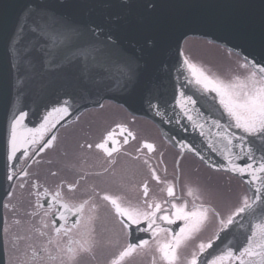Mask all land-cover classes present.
I'll return each instance as SVG.
<instances>
[{"label": "water", "instance_id": "obj_1", "mask_svg": "<svg viewBox=\"0 0 264 264\" xmlns=\"http://www.w3.org/2000/svg\"><path fill=\"white\" fill-rule=\"evenodd\" d=\"M37 4L51 11L34 32L37 17L29 12ZM187 38L205 39L243 61L264 63V0H0V264L8 144L12 122L21 112L27 113L24 135L39 138L42 117L65 100L75 110L114 101L152 121L174 149L237 177L253 195L258 180L250 185L248 176L224 170L229 166L221 134H245L229 126L218 99L192 79L182 53ZM245 139L251 141L256 159L250 163L256 165L262 142ZM233 153L239 154V147ZM233 160L243 163L236 155ZM249 223L247 217L237 218L206 253L241 247L247 234L241 231Z\"/></svg>", "mask_w": 264, "mask_h": 264}, {"label": "flooded vegetation", "instance_id": "obj_2", "mask_svg": "<svg viewBox=\"0 0 264 264\" xmlns=\"http://www.w3.org/2000/svg\"><path fill=\"white\" fill-rule=\"evenodd\" d=\"M211 94L218 99L215 93ZM85 105L79 103V106ZM64 106L63 104L58 108ZM67 107L68 112L65 114L53 110L49 112L51 115L47 116L48 125H45L37 144L29 146L27 157L22 155L24 149L21 148L16 153L17 158L7 162L9 186L2 204L1 231L4 264H39L41 256L48 260L47 253H38L37 257H32V251L41 247L52 251L53 256L56 255L52 245L47 243L48 237H40L36 230L42 228V223H48L51 228L52 214L56 212V205L51 197L58 189L62 192L63 200L69 203L78 204L90 196L93 197L85 208V217L91 218L89 227L95 229L97 244L92 254L81 258L80 264H111L114 254L129 240H151L150 232H138L133 229L130 235L122 233L119 218L115 216L111 205L100 198L104 194L119 196L125 203L132 205L141 204L144 199L142 185L146 183L149 188L147 199L150 202L161 203L163 208L170 207L165 201L186 203L191 209L193 205L201 206L200 202L196 203L189 194L193 191L189 175L196 174L199 175L198 179H204L205 185L213 191L209 182L221 183L226 187L236 183L240 187L242 198L248 196L239 180L226 173L209 170L193 157L174 150L148 119L135 116L120 106L107 102L97 107H81L79 110H75L76 106L70 103ZM42 118L45 124V116ZM60 121L63 123L53 129L51 125ZM120 125L131 131L135 138L119 135L113 137L117 141L116 147L120 150L108 157L102 149L96 148V145L104 142L109 133H118ZM52 136L56 137L51 141L52 146L44 147V142L49 141ZM125 139L127 143H124ZM146 143L152 144L154 149L150 151L145 148ZM88 144L93 147L89 149ZM192 168L195 171H192ZM153 169L160 178L159 182L153 178ZM24 172L28 175L24 176ZM9 176L13 178L9 179ZM196 180H192V188L195 183L196 186L200 184ZM21 184L24 185L23 188L20 187ZM69 184L76 186L74 191L68 190ZM169 186H174L175 198L168 197ZM226 197L228 198L222 203L226 207L225 213L221 214L224 217L233 211L232 205L230 206L232 198ZM37 203L43 204V207L37 208ZM92 204L96 205L95 210ZM46 210L50 213L48 217L44 216ZM209 216L214 220L211 223L214 232L207 240L214 239L219 227L211 212ZM177 224L182 225V222L162 226L178 231ZM21 228L25 231L18 237L17 230ZM44 231L48 232L49 229ZM75 239H80V236L65 237L62 247H74L70 240ZM166 239V233H160L156 237L161 243ZM156 240H152L149 248L138 250L132 257L127 258L125 264H162L159 253L155 251ZM238 244L239 241H236V245ZM211 257L205 252L199 257L201 264Z\"/></svg>", "mask_w": 264, "mask_h": 264}, {"label": "snow or ice", "instance_id": "obj_3", "mask_svg": "<svg viewBox=\"0 0 264 264\" xmlns=\"http://www.w3.org/2000/svg\"><path fill=\"white\" fill-rule=\"evenodd\" d=\"M50 11L46 6L37 4L29 12L30 16L35 15L37 17V20L33 21L35 26L32 30L34 32L40 30L39 20L48 16ZM184 64L196 84L201 85L206 92L215 93L220 106L230 121L229 126L245 134L237 137L235 133H228L227 130L221 134L222 139L227 142L225 159L229 167L224 170L239 176H248L250 185H255L257 180L260 184L254 187L253 195H245L241 199L240 204L227 217L203 205L199 207L193 205L189 209L186 203L177 204L165 201L170 207L163 208L161 203L150 202L147 199L149 188L146 183L142 185L144 199L141 204L132 205L131 203H125L119 196L104 194L100 198L111 205L115 216L119 218L120 231L122 233L130 235L132 230L135 229L138 232H150L151 234V240L143 238L136 241L129 240L125 246L120 248L118 253L114 254L111 264H125L126 259L132 257L138 250L149 248L152 240H156L160 233L167 234L165 242L161 243L156 240L155 251L159 253L162 264H181L180 250L187 247L188 243L201 232L209 220L210 212L217 219L218 231L214 239L200 241L196 245L197 250L191 253L190 258L186 259L184 264H201L199 257L212 249L215 240L220 239L219 233L236 225L239 217L250 219L244 244L235 250L229 248L219 255H212L210 259L203 261V264H225L226 261L229 264H264V63H250L248 58L245 57L243 64L240 65L244 70V77L243 79L237 77L235 82H224L220 79H214L187 59L184 60ZM128 78L131 79L132 75L129 74ZM183 95L181 93V97ZM188 102L195 103V101L191 100V97L188 98ZM68 103L69 101L65 100L64 107L54 108L53 111L61 114L67 113ZM185 115L189 120L192 119L191 115L186 111ZM26 116L27 113L21 112L12 122L9 141L10 154L7 157L9 160L17 158L16 153L21 148L24 149L22 155L27 157L29 146L37 144L38 138L36 136L28 138L24 135L23 122ZM47 123L48 118L45 117V125ZM45 125H41V129H44ZM51 126L55 127V124ZM215 126L217 128L222 127L219 122H216ZM118 127V133L115 131L109 133L104 142L96 145V148L102 149L108 157H112L113 153L120 150L116 147L117 141L113 137L119 135L135 138L133 133L122 125ZM200 127L203 128V125ZM33 131L39 132L40 130H28L29 133ZM246 137L259 139L262 142L260 147L261 156L256 165L250 163L256 157L253 149L249 147L251 141H246ZM55 139L56 137L52 136L49 141L44 142V147H51V141ZM234 140L236 141L235 145L233 143ZM124 143H127V139L124 140ZM109 144L112 146L109 147ZM87 147L91 149L93 145L88 144ZM144 147L150 151L154 149L152 144L146 143ZM233 147H239L240 153L234 154ZM191 150L189 148V151ZM233 155H236V158L242 160L243 163L234 162ZM145 162L147 163V161ZM23 175L27 176L28 173L24 172ZM8 178L12 179L13 177L9 176ZM153 178L158 182L160 181L155 169H153ZM20 187L23 188L24 185L21 184ZM75 187V185L69 184L68 190L74 191ZM167 195L170 198H175L174 186L167 188ZM51 199L53 204L56 205V212L52 214L51 228L48 223H42V228L36 231L40 237H48L47 243L52 245L56 255L53 256L52 251L44 247L32 251L31 255L35 258L38 253H47L49 259L45 260L41 256L39 264H80L81 258L92 254L97 244L94 236L95 229L94 227H89L91 218L85 217V208L93 200V197L90 196L78 204L69 203L63 200L62 192L58 189L54 192ZM4 207H8V205H4ZM36 207L42 208L43 204L37 203ZM92 207L95 210L96 205L92 204ZM49 215V211L46 210L44 216L48 217ZM73 217L75 219H72ZM177 221L182 222V225L177 224L178 231L162 226L165 224L173 225ZM252 221H255V223ZM44 229H49V231L46 232ZM73 235L80 236V239L70 240L74 247H68L67 249L62 247L63 239L65 237L71 238Z\"/></svg>", "mask_w": 264, "mask_h": 264}, {"label": "rangeland", "instance_id": "obj_4", "mask_svg": "<svg viewBox=\"0 0 264 264\" xmlns=\"http://www.w3.org/2000/svg\"><path fill=\"white\" fill-rule=\"evenodd\" d=\"M182 53L191 63H194L197 67L203 69L208 76L214 79H220L224 82H235L237 77L240 79H243L244 77V70L240 67L242 63L238 57L224 51L214 44L208 43L205 40L196 38L186 40L183 44ZM190 171L191 169L186 173L189 174ZM192 171L195 170L192 168ZM189 176L191 177V189H194L195 187L200 188L197 192L192 191V193H194L193 199L196 203L200 202V205L208 207L210 210L217 211L220 214L225 213L226 211L225 205L222 204L223 201L228 198L226 196H229V199L230 197L232 198L230 202V206L232 205L231 209L234 210L240 204L242 195L239 190L240 187H238L236 183L226 187L221 183H212L214 181L209 182V185L214 189L213 191L205 185L203 181L204 179H198L199 175L190 174ZM194 178H196V181L200 182V184L196 186L195 183V187L192 188L194 186L192 183ZM227 192L228 194H226ZM213 222L214 220L209 216V220L202 228L201 232L188 243L187 247L180 250L181 264H184L186 259L190 257V254L197 250L196 245L200 241L207 240L211 234H213L214 227L211 225ZM24 231L25 230L21 228L17 230L16 235L20 237Z\"/></svg>", "mask_w": 264, "mask_h": 264}, {"label": "bare ground", "instance_id": "obj_5", "mask_svg": "<svg viewBox=\"0 0 264 264\" xmlns=\"http://www.w3.org/2000/svg\"><path fill=\"white\" fill-rule=\"evenodd\" d=\"M188 39H191V38H187L186 40H188ZM196 39H200V38H196ZM186 40H185V41H186ZM203 40H205V39H203ZM185 41H183V44H184ZM205 41H207V40H205ZM207 42H208V41H207ZM208 43H210V42H208ZM210 44H213V43H210ZM228 47H229V46H228ZM221 48H222L224 51H227V52H231V53H232V51H230L229 49H227V48H225V47H224V48L221 47ZM232 54L235 55V56H237V57H239L238 55H236V54H234V53H232ZM239 58H240V57H239ZM240 60H241V62H244L241 58H240ZM104 102L112 103V104L118 105V106H120L121 108H123L124 110H126L127 112H129L124 106H122L121 104H118V103H116V102H114V101H111V100H108V99H103L102 102H101V104L104 103ZM129 113H130V112H129ZM58 126H60V125H58ZM58 126H57V127H58ZM57 127H56V128H57ZM207 169H209V168L207 167ZM209 170H212V169H209ZM212 171H215V170H212ZM221 172H222V171H221ZM224 173H226V172H224ZM232 177L235 178L234 176H232ZM235 179H236V178H235ZM239 182L241 183V187L244 188V189L247 191L248 196H250V193H249V190H248L246 184H245L243 181H239ZM198 189H200V188H196V187H195V188L193 189V191H194V192H197ZM193 195H194V193H191V194H190V197H192ZM190 197H189V198H190ZM220 233H221V232H220ZM220 233H219V234H220Z\"/></svg>", "mask_w": 264, "mask_h": 264}]
</instances>
